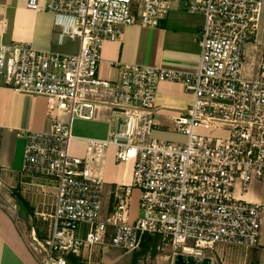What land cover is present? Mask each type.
Here are the masks:
<instances>
[{"label": "built area", "instance_id": "1", "mask_svg": "<svg viewBox=\"0 0 264 264\" xmlns=\"http://www.w3.org/2000/svg\"><path fill=\"white\" fill-rule=\"evenodd\" d=\"M174 2L204 18L196 70L124 65L117 81L101 79L104 44L120 41L128 26L160 27ZM27 8L53 15L60 41L80 43L76 54L0 43L5 86L47 99L48 116L56 117L48 131L26 134L24 151L26 175L56 182L54 211L40 214L47 234L31 231L44 263L69 264L104 245L135 252L144 234L159 236L174 257H202L219 245L256 248L264 207L245 198L264 180V46L258 78L244 79L243 70L264 0H28ZM165 82L184 85L191 97L171 117L182 142L153 137L157 88ZM103 111L113 116L108 137L83 139L85 155L72 154L73 122ZM110 148L118 165H131V181L117 186L101 219ZM135 191L142 217L130 222Z\"/></svg>", "mask_w": 264, "mask_h": 264}, {"label": "crops", "instance_id": "2", "mask_svg": "<svg viewBox=\"0 0 264 264\" xmlns=\"http://www.w3.org/2000/svg\"><path fill=\"white\" fill-rule=\"evenodd\" d=\"M27 3L28 0H0V43L6 45L14 42L29 43L38 51L58 54H76L79 51L78 40L69 38L59 40L54 28L53 15L30 11ZM203 24L202 15L190 14L180 3L174 2L169 4L167 16L160 27L156 29L136 25L126 27L120 41H109L104 44L99 72L101 79L117 81L124 65H142L183 72L195 71L201 52L196 36ZM253 45L261 49L264 46V9L259 29L250 43V46ZM190 104L191 97L184 85L172 82L160 84L155 102L158 114L155 117L153 137L165 141H176L172 139L179 138L182 141V136L166 128L174 125L171 117L176 111L187 109ZM105 114L106 111L100 112L93 121L73 122L75 139L71 145V152L75 148L79 156H84L83 139L101 140L108 137L109 121L113 116L106 117ZM57 118L62 121L68 120L62 115ZM55 119L56 117L48 116L47 99L13 91L5 86L4 78L0 75V264H45L43 256L35 250L31 231L36 230L39 237L47 234L49 223L43 222L40 214L53 213L56 186L54 185L50 191L45 184L48 178L32 177L23 172L24 151L26 134L48 131ZM131 172V165L116 163L114 150L110 154L107 153L103 177L104 192H107L108 200L106 214H109L113 207V192L117 186L130 183ZM254 184L245 199L264 207V191H254ZM135 197L137 210L140 211V192L135 191L130 208V222L139 218L138 214L133 215ZM48 198H51L50 202L47 201ZM262 227L263 232L260 233L256 248L243 249L219 245L213 252L205 251L202 258H209L211 264H247L248 260L254 264H264V210ZM86 232L87 227L82 225L80 235L84 237ZM151 237L158 240L154 250L160 249L163 244L161 238L157 235ZM99 247L101 246L84 249L78 257L79 263L70 258L69 264H86V261H90V255ZM176 257L168 251L158 256L154 254L147 259L151 260V264H175Z\"/></svg>", "mask_w": 264, "mask_h": 264}, {"label": "rangeland", "instance_id": "3", "mask_svg": "<svg viewBox=\"0 0 264 264\" xmlns=\"http://www.w3.org/2000/svg\"><path fill=\"white\" fill-rule=\"evenodd\" d=\"M251 41L249 42L247 48H246V56H245V65H244V70H243V77L246 80H255L258 78V73H259V62L262 56V49L259 46L253 45L250 46ZM111 115L110 112H107V114H105L104 116H108ZM112 120V118L110 119V121ZM109 121V122H110ZM166 130L172 132V133H178L176 130V127H174V125L170 126L169 128H166ZM172 140H176L174 142H182L184 139L179 138H175ZM114 150V154H115V149L114 148H110L108 150V153H112V151ZM76 149L73 148V153L75 155H78L77 152H75ZM72 153V154H73ZM79 156V155H78ZM23 174V173H22ZM262 180H258L255 181L254 183V191H264V182H261ZM260 182V183H259ZM46 186L48 187V190L51 191V189L53 188V186H56V182L54 180L48 179L45 182ZM252 184V185H253ZM251 185V186H252ZM107 192L105 191L103 194V201H102V213H101V219H106V217L108 216L106 208H107V196H106ZM135 200V204L133 206V215L136 216L137 214L139 215V217H142V211H138L137 210V201H136V197L134 198ZM48 202L51 201V198H48L47 200ZM261 233L263 232V227L261 226ZM163 248V249H162ZM168 251H170L171 253V249L163 244H161L160 249H156L154 250L152 249H143L141 247H139V249L135 252H130V251H125L119 248H114L112 246L109 245H104L99 247L96 251H94L91 255H90V261H86V264H151V260L147 259V257H152L154 254L155 256L157 255H161L164 253H167ZM90 262V263H89ZM247 264H254L252 263L251 260L246 261Z\"/></svg>", "mask_w": 264, "mask_h": 264}, {"label": "water", "instance_id": "4", "mask_svg": "<svg viewBox=\"0 0 264 264\" xmlns=\"http://www.w3.org/2000/svg\"><path fill=\"white\" fill-rule=\"evenodd\" d=\"M175 264H211L209 258L194 257L193 255H177Z\"/></svg>", "mask_w": 264, "mask_h": 264}, {"label": "trees", "instance_id": "5", "mask_svg": "<svg viewBox=\"0 0 264 264\" xmlns=\"http://www.w3.org/2000/svg\"><path fill=\"white\" fill-rule=\"evenodd\" d=\"M157 241L158 240L153 239L150 234H144L141 237L140 247L147 250L152 248L155 249L157 246ZM72 261H74L75 263H79L80 260L78 259V257H72Z\"/></svg>", "mask_w": 264, "mask_h": 264}]
</instances>
